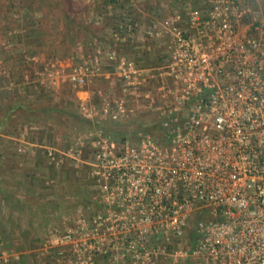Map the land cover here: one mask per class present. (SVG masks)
Segmentation results:
<instances>
[{"label": "built area", "instance_id": "2783aa9c", "mask_svg": "<svg viewBox=\"0 0 264 264\" xmlns=\"http://www.w3.org/2000/svg\"><path fill=\"white\" fill-rule=\"evenodd\" d=\"M253 14L241 0L175 14L159 75L110 54L125 87H144L138 96L160 131L120 142L97 132L96 211L62 239L78 245L79 264H264V8L244 22ZM102 113L125 123L136 111L115 100Z\"/></svg>", "mask_w": 264, "mask_h": 264}, {"label": "rangeland", "instance_id": "374dc122", "mask_svg": "<svg viewBox=\"0 0 264 264\" xmlns=\"http://www.w3.org/2000/svg\"><path fill=\"white\" fill-rule=\"evenodd\" d=\"M71 1L75 3L72 16L90 28V34L81 36L74 53L61 59L51 53V48L44 47L45 40H56L55 37L62 33L61 24L54 14L50 22L45 23L43 11L36 5L37 0H0L6 6V11L0 13V182L5 190L18 197L16 203L11 201L9 204L17 214L25 216L24 221L28 225L27 233L21 230V234L16 236L15 232L12 239L0 234V264H79V254H82L78 245L62 241L70 227L54 239L35 242L34 236L48 229L37 226L38 217L49 214L48 217L58 221V216L67 215L79 225L82 218H87V207L96 204L92 196L96 177L91 167L76 162V151L82 145L89 150V146H93L92 141L98 138V131L120 142L133 138L138 128H149L155 119L143 109V99L138 96L144 87L135 91L125 87L117 74L116 65L109 59L110 54L116 52L119 58L125 56L132 59L141 69L150 66L153 73L159 75L160 72L155 70L166 65L169 59L166 54L169 38L164 32L166 22L187 7L207 8L212 0ZM244 1L254 13L244 21L250 23L259 16L261 7L264 8V0ZM56 44L61 47V43ZM77 68H89L82 83L71 80ZM159 84L157 80L152 86L157 88ZM115 100H125L128 108L136 111L132 116L134 120L129 119L125 123L103 120L102 104L109 103L113 108ZM49 107L59 111L51 115L39 112V108ZM9 111L10 115L6 118ZM96 120H102L99 126H96ZM55 137L58 139L54 140ZM55 141L62 154L52 150L46 154L45 162L41 163L39 159V166L46 165V162L52 166L50 179L47 171L36 169L25 171L27 176L24 179L17 177L14 171L17 153L24 155L33 148L37 152L52 146ZM50 153L55 160H51ZM7 155H12L14 161L8 159L6 163ZM88 158L87 161H93L91 156ZM34 179L37 181L34 182ZM32 182L36 184V190ZM53 190L57 195H53ZM67 190L74 192L71 194ZM85 190L88 195L84 194ZM4 194H1L0 200L5 198ZM83 198L88 202L83 203ZM83 204H87L84 209ZM95 211L94 208L92 212ZM10 224L0 231L9 235L12 233L9 230L20 227L16 217ZM30 230L33 237L28 234ZM192 241L193 234L187 231L184 248L189 249ZM34 249L41 252L32 254ZM18 253L28 257L18 259ZM116 259L120 262L121 258L117 256ZM106 260L104 258L103 261ZM180 263L201 264L195 259ZM166 264L173 263L169 261Z\"/></svg>", "mask_w": 264, "mask_h": 264}, {"label": "crops", "instance_id": "0c3cea01", "mask_svg": "<svg viewBox=\"0 0 264 264\" xmlns=\"http://www.w3.org/2000/svg\"><path fill=\"white\" fill-rule=\"evenodd\" d=\"M241 1L245 2L244 0H241ZM193 8H197V7L190 6V7L185 8L183 11L178 12L176 14L185 15V14H187V12L190 9H193ZM168 48H169V45H168ZM166 54H167V56L169 54L167 49H166ZM139 68L141 69L142 67H139ZM143 69L148 71V72L152 71L150 66H147V68H143ZM56 139H58V138L55 137L54 140H56ZM80 147L81 148H79L76 151V157H75L77 159L76 162L80 163V164H84V166H89L90 167V163H92V161L91 162L87 161V157L90 158V156H91L90 159L94 160V158H93V156H94L93 146H89V147H91V148H89V150L85 149L83 145L80 146ZM52 150H54L56 153L59 152V154H62L61 153L62 151H59L58 148H57V141H55V142H52V146H48L46 149L37 150V152H34V148H33L31 152L25 153L24 155L23 154L21 155V154L17 153L15 161H14L12 155H7V158H5V159H7L6 163H8V159H12L11 161L16 162V166L14 167V171L17 172L16 173L17 177L20 176V177H22L24 179L27 176V174H26L27 171L32 170V169H36V171H42V170L43 171H47L48 172L47 177H48V179H50V172L53 170V169L50 170L52 168V166L49 163H47V162L45 163L46 165L39 166L40 165L39 159H41V163H42L44 161V158H46L45 157L46 154L49 153L48 151H52ZM90 151L92 152L93 156H92L91 153L89 154ZM27 165H30L31 168H25ZM34 180H35L34 182L37 181L36 179H34ZM52 180L53 179H51V181ZM34 182H32V184H33L34 190H36L37 186H36V184ZM40 191H43V190H40ZM67 191L69 193H71V194H72V192H74L73 190H67ZM1 194H2V190H0V196H1ZM84 194L88 195L87 194V190H85ZM53 195H57L56 190H53ZM92 196L94 197V193L92 194ZM89 201H90V199H89ZM9 202L11 203V201L6 199V198H2L0 200V230H2L4 227L8 228L9 226H11L12 224L9 225V223L12 222L14 217H16V220L20 223V227L17 230H14V229L9 230L10 232H12L9 235H8V233L6 231H0V234H4V236L7 239H9V237H10V239H12V237H15V232H17L16 236H19L21 234L20 233L21 230H22V232L24 234L27 233L28 225H27V222L24 221L25 216L21 215L20 213L17 214V211L11 207V204H9ZM87 202H88V199L86 200V199L83 198V203H87ZM52 203L55 205L54 201ZM82 206H83L82 209H84V208H86L87 204L86 205L83 204ZM88 207H87V210H86L87 211V213H86L87 217L92 213L93 209L96 207V204L95 205L93 204V206L89 205ZM55 209H56V207H55ZM48 216H49V214H47L46 216L38 217V221L36 222L37 226L41 225L44 228L47 227L48 229H46L45 231L41 230L38 233V235L34 236L35 239L34 238L33 239L35 240V242L36 241L39 242L40 240L46 242V241H49L52 238L54 239L55 237L59 236L60 233L62 234L65 229H67L68 227H71V226H73V224H75V220H73L71 217H68L67 215L66 216H62V215L58 216L57 217L58 221L53 220V218L51 219ZM53 216L54 215H52V217ZM58 222H59V225L57 226ZM54 226H57L56 228H58V230H55L56 228ZM28 234H30L33 237L32 230H30V233H28ZM57 249H60V248H57ZM44 251H46L47 254H50L47 249H45ZM39 252H41V251H38V249H34V251H32L31 253L32 254L35 253V255H38ZM52 253H53V251L51 252V254ZM16 256L18 257V259H20V258L24 259V258L28 257L27 254H24V253H18V254H16ZM11 258H12V256H11ZM6 259H7V257H6ZM19 261L20 260H18V262Z\"/></svg>", "mask_w": 264, "mask_h": 264}, {"label": "trees", "instance_id": "16d2710c", "mask_svg": "<svg viewBox=\"0 0 264 264\" xmlns=\"http://www.w3.org/2000/svg\"><path fill=\"white\" fill-rule=\"evenodd\" d=\"M116 2L117 0H111V3H116ZM36 5L39 10L43 11L44 13L43 18L45 23L50 22L54 14V16L58 18V21L61 24L60 29L62 33L55 37L56 40L55 39L45 40L46 44H44V47L47 49L51 48V53L55 56L61 57V59L70 57L74 53L75 50L74 48L78 43V39L81 38V36L87 37L90 34L89 31L90 28L78 22V20L72 16V10L73 7L75 6V3L71 0H37ZM5 11H6L5 4L0 3V13ZM61 36H63V40L61 39ZM56 42L61 43L60 48L56 46L57 45ZM21 107H23V105H21ZM39 109H40L39 112L43 113V115H46V113L48 115H51V113H55L59 111L58 108H54V107L39 108ZM11 111H9L6 118L9 117ZM158 126H159L158 120L153 119L152 124L148 126L149 128L147 127L140 128L139 130H136L134 134L141 130L154 134L160 131ZM0 190H2L3 194L5 192L4 194L5 198H7L8 200L12 202L14 201L15 203L19 200L16 195L10 194L9 191L5 190L1 182H0ZM8 195L11 196L8 198L7 197Z\"/></svg>", "mask_w": 264, "mask_h": 264}]
</instances>
